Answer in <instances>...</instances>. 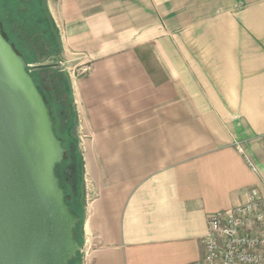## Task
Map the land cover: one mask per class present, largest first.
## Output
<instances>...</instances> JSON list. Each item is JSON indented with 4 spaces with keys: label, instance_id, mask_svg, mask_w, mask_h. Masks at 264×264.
Returning a JSON list of instances; mask_svg holds the SVG:
<instances>
[{
    "label": "crops",
    "instance_id": "0c3cea01",
    "mask_svg": "<svg viewBox=\"0 0 264 264\" xmlns=\"http://www.w3.org/2000/svg\"><path fill=\"white\" fill-rule=\"evenodd\" d=\"M46 7L84 160L82 264H200L207 216L264 194V0Z\"/></svg>",
    "mask_w": 264,
    "mask_h": 264
},
{
    "label": "water",
    "instance_id": "95a60500",
    "mask_svg": "<svg viewBox=\"0 0 264 264\" xmlns=\"http://www.w3.org/2000/svg\"><path fill=\"white\" fill-rule=\"evenodd\" d=\"M29 66L0 24V264H70L78 221L55 167L65 147Z\"/></svg>",
    "mask_w": 264,
    "mask_h": 264
},
{
    "label": "trees",
    "instance_id": "16d2710c",
    "mask_svg": "<svg viewBox=\"0 0 264 264\" xmlns=\"http://www.w3.org/2000/svg\"><path fill=\"white\" fill-rule=\"evenodd\" d=\"M30 2V4H36V6L39 7L40 15H43L41 12L42 10H40L42 5L41 9L44 10L45 14L43 16L48 18V22L52 24V35L49 37L47 42H44V45L47 47L46 51L44 52L45 56L48 57L50 54L58 55L61 50L60 39L58 33L56 32V26L52 21L46 5L45 7L43 6L42 0H30ZM4 3L5 0H0V4ZM6 8L5 11L8 19L0 14V24L6 38L11 44H13L16 50L23 55L26 63L29 66L42 63L43 61L41 58H39L36 49L39 52L43 51L44 49L39 47L35 48L28 40L29 35L24 32L27 35L25 36L23 33L24 30L21 29L18 24L15 23L13 26L14 28L12 27L9 20H11V22L15 21L12 20V15ZM43 16H41L40 19L43 25H46V20ZM24 29L26 30L25 26ZM31 74L39 90L43 94L47 105L50 107L52 115L55 117V132L57 136L63 140L65 155L62 162L55 167V172L60 175L61 185L65 188V201L69 204L70 210L75 212L77 215L78 221L74 228V234L82 249L84 246L83 225L86 216L85 184L83 183L82 178V173L84 174V160L83 156L79 153L75 137H73L71 141L67 142V138L60 133V130L62 131L64 127H72L74 121L77 119L73 104L69 76L65 72H62V70L58 68L57 64H47L45 66L35 68L31 71ZM50 81L52 82L51 84ZM70 104H73V111L71 108V119H68ZM57 122L60 125L59 128H57ZM71 198L72 201L70 200ZM74 204L76 207H74ZM82 260L83 252L81 250L76 254V257L70 261V264H82Z\"/></svg>",
    "mask_w": 264,
    "mask_h": 264
},
{
    "label": "built area",
    "instance_id": "2783aa9c",
    "mask_svg": "<svg viewBox=\"0 0 264 264\" xmlns=\"http://www.w3.org/2000/svg\"><path fill=\"white\" fill-rule=\"evenodd\" d=\"M202 245L200 264H264V194L251 189L245 203L209 214Z\"/></svg>",
    "mask_w": 264,
    "mask_h": 264
},
{
    "label": "rangeland",
    "instance_id": "374dc122",
    "mask_svg": "<svg viewBox=\"0 0 264 264\" xmlns=\"http://www.w3.org/2000/svg\"><path fill=\"white\" fill-rule=\"evenodd\" d=\"M43 1V6L46 5V0ZM30 0H5L4 4H0V14L4 17L6 15L5 8L9 10L10 14L12 15V20L15 21L18 26L23 29V32H26L28 37L30 38V41L33 42L35 45L39 46V43L47 42L49 37L52 35V24L48 22V18H46L44 14V10H42V14L40 15L39 7L33 4H30ZM43 16L46 20L45 24L43 25L40 17ZM24 26L26 30L24 29ZM55 29V28H54ZM43 31V32H42ZM58 30L56 29V32ZM47 32V33H46ZM58 33V32H57ZM52 51H53V45H52ZM42 63L44 64H57L58 68L62 70V72H65L68 75V69L67 64L64 62L63 59H61L58 55L50 54L48 57L43 56ZM61 62V63H60ZM85 65V64H84ZM71 108L73 111V104H70L69 106V117L72 115ZM75 109V108H74ZM77 118V117H76ZM71 119V118H70ZM59 123L57 122V128L60 127ZM61 135L65 136L67 138V142L71 141L73 137H75L77 141V146L79 153L82 155V149L80 146V138H79V129H78V120L74 121L72 127L69 128H63V130H60ZM83 183L84 181V174L82 173ZM72 201V198L70 199ZM74 203V202H73ZM74 207L76 205L74 204Z\"/></svg>",
    "mask_w": 264,
    "mask_h": 264
},
{
    "label": "flooded vegetation",
    "instance_id": "af4514ba",
    "mask_svg": "<svg viewBox=\"0 0 264 264\" xmlns=\"http://www.w3.org/2000/svg\"><path fill=\"white\" fill-rule=\"evenodd\" d=\"M5 18H7L8 19V16L7 15H5L4 16ZM9 22H10V24L12 25V27L15 25V22H11V20H9ZM14 28V27H13ZM15 29H17V28H15ZM19 29V28H18ZM24 33V32H23ZM24 35L25 36H27L25 33H24ZM28 40H29V42L35 47V48H37V47H39V48H43L44 50L43 51H38L37 49H36V52H37V54H38V56H39V58H42L43 56H45V51H46V49H47V47L44 45L45 43L44 42H42V43H39V46L38 45H35L33 42H31L30 41V38L28 37ZM34 70V69H33ZM52 82L50 81V84H51ZM56 94V93H55Z\"/></svg>",
    "mask_w": 264,
    "mask_h": 264
}]
</instances>
